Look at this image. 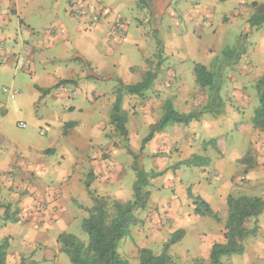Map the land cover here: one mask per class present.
I'll return each instance as SVG.
<instances>
[{
  "label": "crops",
  "instance_id": "1",
  "mask_svg": "<svg viewBox=\"0 0 264 264\" xmlns=\"http://www.w3.org/2000/svg\"><path fill=\"white\" fill-rule=\"evenodd\" d=\"M236 1H240V7L242 2L245 4L239 19L231 20L212 6L215 9L210 13L216 21L213 34L198 32L196 45L202 49L196 50L192 60L195 62L190 66L177 51L187 41L193 44L195 40L186 38L187 25L201 28L202 14L194 8V19L186 22L187 16L192 19L187 0H0V68L12 64L18 69V57L25 56L33 87L31 99L22 107L30 110L34 123L46 133L42 144H27L19 150H9L0 139V243L8 239V264H66L58 238L63 232L77 235L82 220L88 216L85 207L93 205L85 183L88 179L90 189L97 195L126 201L123 182L126 175L135 176L133 160L128 157L126 167L118 166V146L102 128L110 120L119 80L134 84L148 70L156 72L146 92L150 99L145 108L149 126L163 116L167 100L178 111L191 112L201 103L191 99L200 89L194 63L209 66L216 54L227 47L230 26L239 24L243 39L251 35L260 40V46L250 50L260 72L241 77L255 81L264 75V24L252 28L249 23L264 0H252L253 10L244 0ZM154 31L162 36L161 42L166 46L157 59ZM232 66L233 81L239 64ZM111 89L116 93L111 94ZM239 90L240 87H233L234 93ZM139 98L126 95L123 108L127 110V102L138 103ZM37 103L41 108L36 113L32 107ZM5 109L6 105L0 102V114ZM23 122L27 124L19 121L18 125L21 127ZM201 122L205 129L219 126L223 135L214 138L218 151L204 145L209 138L184 139L176 134L182 124H171L146 144L142 157L156 160L161 153L174 158V151H169L172 146L185 148L189 153L184 156L196 154L210 158L212 164L215 161V177L223 188H208L205 192L204 180L194 179V173L188 172L191 175L187 183L180 182L179 177L180 183L170 186L171 196L165 188L157 193L150 189L146 209L136 213V223L120 241L119 251L129 264L132 257L140 263L143 247L162 253L163 245L177 230H183L184 236L168 249L177 264H195L197 259L210 264L212 245L226 240L227 197L252 192L249 196L264 198V131L254 124L244 125L242 119H227L226 128L219 121L214 123L203 117ZM0 138H6L1 129ZM248 156L250 163L243 160ZM162 162L155 163L156 170L161 169ZM225 174L232 178L224 177ZM189 187L210 204L219 220L196 214L188 196ZM263 216L264 212L258 218L257 234L245 239L244 253L224 257L226 264H264ZM254 220L248 222V227ZM154 246L162 250L155 252Z\"/></svg>",
  "mask_w": 264,
  "mask_h": 264
},
{
  "label": "rangeland",
  "instance_id": "2",
  "mask_svg": "<svg viewBox=\"0 0 264 264\" xmlns=\"http://www.w3.org/2000/svg\"><path fill=\"white\" fill-rule=\"evenodd\" d=\"M211 1L212 2H206L205 0H187L188 2L187 10L192 13L191 15L192 19L189 16H187L186 22H190L194 19L195 17L194 8H196V10L200 14H202L200 15L199 18V23L201 25L200 26L201 28L191 27L187 25L186 34L188 36H186V38L189 37L190 41L195 40L193 44L187 41V43H184L182 48L179 51H177L179 54H181L184 58L187 59V62H189L190 66L193 64L192 62H195L192 60L193 58H195L194 54L196 50L200 51V49H202L196 45V39L200 35L198 32L204 30L206 33H210V35L213 34V29H214L213 26L214 24H216V21H213L214 17L211 15L210 10L213 11L216 8L217 12L221 13L222 11L223 14L231 17V20H234L235 18L239 19L242 17V15L240 14H242V10H244L245 4L243 2H242V7H240V1H236V0H227L226 2L222 0H218V1L211 0ZM244 1L246 3H249L251 5L250 10H253L254 8L252 5L253 1L252 0H244ZM212 6H215V8L212 9ZM191 8L193 10H190ZM255 13H264V4H261L259 9L255 11ZM145 24H147V22H145ZM151 24L153 23H150V26ZM230 29L231 31L228 32L229 37H227L229 40L227 47L230 49H237L236 56L239 57V59L236 62H233L232 60H227L224 63L227 65L223 71L222 96L225 100L224 111L221 114L204 113L201 117H199L198 120L192 121L189 125H183V124L180 125L176 131V134H178L180 137H184V139H189V138L201 139L203 136L205 138H209L210 141L216 138V136L223 135L219 126L217 127L216 125H214L213 128L205 129L204 128L205 126L201 122L202 117L205 120L207 119L214 123H217L219 121L220 125H222L223 128H226L227 119H232L233 121H236L237 119H242V121H244V125H248V124L253 125L251 117H253L255 109L259 105L258 94L254 87L257 79L254 81L250 77L242 78L241 76L242 74L252 76V74L255 75L256 72H260L256 70L257 68L254 65L253 62L254 59L251 57L252 54L250 52V50H252L253 48L255 49L258 48V46H260V40L254 39V37L251 35L249 36V38L243 39L242 38L243 28L241 24H239L236 27L230 26ZM247 32L250 34L251 30H248ZM154 39L156 41V51H155L156 54H154V58L157 59L158 53L164 54L165 52L164 48H166V46H164L163 43L161 42L162 36L155 31H154ZM225 49L226 48L224 47L220 52H218V54H216L212 63L218 57L219 59L220 58L222 59L223 57L222 53ZM244 56H246V58ZM237 64H239V67L237 66L236 70L234 71L237 74V78H235L232 81L230 77V70L231 67H233L232 65H237ZM151 66L154 65L152 64ZM27 69H28L27 66L17 69L15 65L12 64L8 66L4 64V66H1L0 68V102L4 103V105H6L7 107V109H5L6 112L4 114H0L1 116L0 118H2L1 120H3L2 123L0 124V129L4 131L6 138L5 139L0 138V139L2 140V142L5 143V147L8 148L9 150L12 149L19 150L27 144H34V145L42 144L46 140V136H45L46 133L45 134L40 133L41 129L43 128L38 127L34 123V120H32L33 117H31L30 110H27V108H25L24 106L22 107V105L28 104L29 100L31 99L30 90L33 87V79L31 78V74L27 71ZM191 75L193 76L192 72ZM233 87H240V90L237 93H234ZM4 88L18 90L19 93L17 95H13L12 92L10 91L4 92ZM110 92L111 94L116 93V91L113 89H111ZM110 92H109V96H110ZM206 98H207V93L205 92L204 89L200 87L199 90H196L194 94L191 96V99L194 102L196 101L197 103L200 102L201 103L197 105V107L192 111L200 110L201 106L205 102L204 99L206 100ZM149 100L150 99H147V94L145 93L144 96H141L139 98L138 103L136 102L134 103L131 101L127 102L128 109L126 111L128 113V118H129V112L131 114V118L130 119L127 118L128 119L127 123L129 127L127 138L125 136H122L119 133V131L115 128L114 124L110 119L111 117L109 118L110 120L105 121L104 125L102 126V128L106 130L105 133L110 138V141L118 146V166L126 167L127 165L126 159L128 157H130V159L133 160V155L129 154L126 149V141H128L131 150L134 152V154H139L141 151L140 149L142 146V141L150 131V126L148 123L149 117H147L148 111L145 109L148 105L147 103L149 102ZM142 104H144V106H142ZM32 108H33L32 110L37 113V111L41 107L37 103L36 105H33ZM132 109L134 110V112H132ZM0 113L2 112L0 111ZM19 121L27 122L28 127L27 128L20 127L18 125ZM262 140L264 144V137ZM213 147L216 151H218V148L216 146H212V148ZM169 151H174L171 152L175 154L174 158H169L166 155H161V153L157 154L156 160L153 158L149 159L145 157H140V162L143 164L144 167L146 166L145 169L150 173H158L164 171L162 175L155 176L154 178H152L153 180L151 179V182L153 181V184L152 183L150 184L149 190L151 189L153 193H157V191L160 190V188H165L168 190L169 196L173 195V188L171 187H174L175 184L180 182L187 183L191 175L189 174L190 172L194 173L193 176L194 179L201 178L204 180L203 182L206 183L204 185L205 192H207L208 188L213 189L214 187H216L217 191L223 188V186H221V182L219 181L220 179L218 180L215 177L216 174L215 171L217 170L215 161L212 164L210 158L208 159L201 158V160L197 162L195 161L191 162V157L196 154H192L191 156H187V155L184 156L185 152L187 154L189 153L187 149L178 148L176 147V145L174 147L172 146L171 150ZM165 153L167 154V152ZM157 161L158 164L159 161H163L162 163H160V166H162L160 170H156L154 167ZM261 175L263 176L262 178L264 179V170L261 172ZM240 176L241 175H236L235 177L240 178ZM179 177L181 178V181ZM224 177L232 178L229 174H225ZM134 179L135 176L134 178L128 175L124 177L123 199H125L126 201L132 200L134 198V190L132 183ZM209 181L211 182V184H208ZM212 184L215 186H213ZM189 188L191 189V187ZM247 194L252 195L254 193L247 192ZM232 195L240 196L242 194L234 193ZM107 198L109 200H115V198L110 196H108ZM150 202H153V198L151 199ZM263 221H264V216H263ZM256 224L258 225V222L256 223V221L254 220L251 223V227L255 226ZM76 234L84 242L88 241V234L83 230L82 225H80L79 230L77 231ZM119 245L117 247L118 249H121L122 244L120 246ZM154 248H156L154 249L155 252L156 250L157 251L162 250L161 249L162 247L158 248V246H154ZM64 256L66 258L65 260L66 264H71L68 255L64 253ZM174 260L176 259L174 258ZM130 261L131 264H139L137 263L136 258L134 259V257H132ZM24 264H29V261H26ZM195 264H203L202 259H198L195 262Z\"/></svg>",
  "mask_w": 264,
  "mask_h": 264
},
{
  "label": "trees",
  "instance_id": "3",
  "mask_svg": "<svg viewBox=\"0 0 264 264\" xmlns=\"http://www.w3.org/2000/svg\"><path fill=\"white\" fill-rule=\"evenodd\" d=\"M249 23L252 28L264 24V13H255L250 17ZM225 48L222 59L216 58L210 66L200 62L194 65L196 82L207 93V98L200 110L188 113L180 112L175 109L171 100H167L163 106V116L159 121L150 125V131L142 141L140 153L134 154L126 141V149L129 154L133 155L131 167L135 173L134 198L132 200H109L90 189L89 179L85 182L93 201L91 207H85L88 216L82 220V228L88 234V241L84 242L77 235L68 232H63L58 238L61 245L59 248L68 255L71 264H129L128 259L122 256L117 246L128 235L130 227L136 223V213L146 209L151 195L149 190L151 179L164 173V171L150 173L144 168L140 162L144 147L156 133L171 124L189 125L204 113L221 114L224 111L225 100L222 96L223 71L226 66L224 63L227 60L236 62L239 59L236 56L237 49ZM155 78L156 72L148 70L142 80L137 83L125 84L119 80L110 119L122 136L128 137L126 125L128 113L123 108L124 97L126 95L144 96L151 88ZM254 87L258 94L259 105L251 118L254 126L264 131V75L257 78ZM216 144V140L212 139L204 145L216 146ZM199 160L201 157L198 155L191 157V162ZM243 160L248 163L252 161L249 156ZM188 196L194 202L196 214L213 216L219 220V215L212 210L210 204L201 196L194 195L190 188ZM227 203L229 215L226 223V240L224 243L216 242L212 245L210 264H226L224 257L243 254L245 239L258 232V225L250 228L248 222L255 219L257 223L259 216L264 212V198L261 196L230 194L227 197ZM183 236V230L175 231L163 245V251L160 254L154 253L150 248L143 247L139 252V264H177L168 249L171 244L177 243ZM8 246V239L0 243V264H8Z\"/></svg>",
  "mask_w": 264,
  "mask_h": 264
},
{
  "label": "built area",
  "instance_id": "4",
  "mask_svg": "<svg viewBox=\"0 0 264 264\" xmlns=\"http://www.w3.org/2000/svg\"><path fill=\"white\" fill-rule=\"evenodd\" d=\"M24 66H27L26 62H25V56L21 55L17 59V67L18 68H23ZM4 91H10V92H12L13 95H17L19 93L18 90H12V89H9V88H4ZM21 127L22 128H26L27 124L23 122V123H21ZM40 133L41 134H45L44 129H42Z\"/></svg>",
  "mask_w": 264,
  "mask_h": 264
}]
</instances>
